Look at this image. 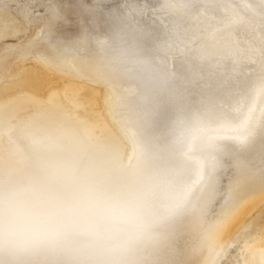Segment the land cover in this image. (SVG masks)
<instances>
[{
	"label": "bare ground",
	"instance_id": "obj_1",
	"mask_svg": "<svg viewBox=\"0 0 264 264\" xmlns=\"http://www.w3.org/2000/svg\"><path fill=\"white\" fill-rule=\"evenodd\" d=\"M119 1L0 0V38L14 39L0 44V193L69 205L121 194L145 207V221L115 248L73 233L0 251V264H217L264 206V0L206 2L213 12L241 10L209 31L222 55L214 74L188 52L167 54V19L144 18L163 0H123L141 18L137 28L111 7ZM174 1L185 13L197 7ZM122 91L129 111L119 122ZM246 264H264V237Z\"/></svg>",
	"mask_w": 264,
	"mask_h": 264
},
{
	"label": "clouds",
	"instance_id": "obj_2",
	"mask_svg": "<svg viewBox=\"0 0 264 264\" xmlns=\"http://www.w3.org/2000/svg\"><path fill=\"white\" fill-rule=\"evenodd\" d=\"M145 213L135 199L114 193H88L71 205L0 193V251L26 252L73 233L115 248L143 225Z\"/></svg>",
	"mask_w": 264,
	"mask_h": 264
},
{
	"label": "rangeland",
	"instance_id": "obj_3",
	"mask_svg": "<svg viewBox=\"0 0 264 264\" xmlns=\"http://www.w3.org/2000/svg\"><path fill=\"white\" fill-rule=\"evenodd\" d=\"M60 1L63 2V0H60ZM210 1L211 0H196L197 3H194V7L195 6H197V7L192 8L193 13H191L192 12L191 10H190L191 12L190 11H186V13H185V12H183V10L178 9V7L181 6V5L175 3L174 0H163V2L161 1L162 4L164 3L163 6L159 4V5H156V7L155 6H152V7H150V9H146V12H147L146 14L147 15L145 14L144 18L147 17L150 14V16H153L155 19H158V21H160L162 23V25H165L164 22L162 21V19H164V18L167 19L168 26L167 25L164 26V32H165V38H166V42L164 44L165 45L164 47L166 48L165 50H168L167 51V54L168 55H174L175 56V55H178L180 51L188 52V53H185V54H188L192 58L194 57L193 58L194 61L199 66H201L202 69H205L206 67H210L211 69L206 68L205 70L208 71L210 74L211 73L214 74L216 72L222 71V63H221L222 55L220 53H218V52L216 54V52H214L213 49H211L210 46L208 45L209 42L207 41V39L209 38V33H210L209 31L214 32L213 31L214 29L217 30L218 27L222 26L226 22V20H227L226 18L232 17L230 15H232L233 13L235 14V13L238 12V14H239L241 12V10L239 11V9H238L239 7H234L233 8V6H232L233 13H230V15H229V13H227V9H224L223 10L222 8H221L222 10L221 9L219 10L217 8L216 9L217 12H213V10L211 9L212 6H211V8H208L206 6V4L208 2H210ZM127 4H128L127 1H126V3H124L123 0H122V1H119L118 2V5H114V6H111V7L118 6V13L119 12L120 13H126V12H128V14H125V16H128V18H130V21L135 19L136 23L134 22V24L136 25V28L137 27H140L141 26V24H140V20H141L140 16L138 17V14L136 12H133L132 13V10L127 6ZM170 6H171V8H170ZM241 7L242 6L240 5V9H241ZM164 8H166V9L163 10ZM210 9L213 12V14L217 13V15H219L220 17H221V14L223 13L224 15L222 14V17H221V20L222 21L219 20L220 17L217 18V15L211 14L212 12L210 11ZM95 10H96V12H95ZM99 10H101L99 7H94V13L95 14L100 13L101 11H99ZM204 10H206V12ZM218 10L221 11L222 13L219 12ZM171 11H172V13H173L174 16L172 15ZM207 11H208V13H207ZM166 12H169V13H166ZM170 13H171V15H170ZM177 13L178 14L179 13L180 14L182 13L181 14L182 16L180 14L178 15ZM205 13H207V14H205ZM209 13H210V17L208 15ZM225 13H227V14H225ZM167 14L170 15V16H168ZM185 14H187V15L189 14V15L187 16ZM177 16H179L178 17L179 20L177 19ZM184 16H185V18H184ZM169 18H175V19L171 21ZM195 18H196V20H195ZM209 18H210V20H209ZM176 19H177V21H176ZM223 20H225V21H223ZM169 21H171V22H169ZM175 22H177V23L175 24ZM170 23H171V25H170ZM192 23L194 25L193 27H196V30H195V28L192 29L193 28L192 27ZM220 23H221V25H220ZM42 24L43 23L39 22L35 26L36 27L35 28L36 31L37 30H40V27H41ZM216 25L218 26L217 28H216ZM183 26H185V27H183ZM189 26L191 27V29H190ZM223 26H225V25H223ZM91 28H90V31L92 30ZM133 29H135V28H133ZM174 29L180 31V33L177 32V33L180 34V35L178 34L179 36L177 35V33L175 32ZM170 32H172V37H170L171 36V33ZM169 33H170V35H169ZM181 34H182V36H181ZM35 35L36 34L30 36L28 38V40L24 41V43L28 42L29 40L32 41L34 39ZM41 35H42V33H41ZM189 36H191V37H189ZM176 37L178 39H176ZM5 40H8V42H11L14 39L13 38H9V37L8 38H0V44H2ZM8 42H7V44H8ZM198 44H200V45H198ZM203 45L206 46L207 48H209V50L211 49V51H209V50L203 51L206 48ZM209 52H211L213 55L210 56V53ZM32 53H34L35 58L37 59V61L36 60H32V61L35 62V63H39V64H41V65L44 66L45 63L43 64L42 62L45 61V55L42 52L36 51L35 49L33 50ZM229 54L230 53L227 52L226 53V56L227 57L230 56ZM210 59H211V61H210L211 63L209 62ZM206 60H207V62H206ZM202 63L203 64L205 63L204 64L205 66ZM213 65H215V66H213ZM219 67H220V69H219ZM242 70L243 69L239 65L236 66V67H234V68H231V70L228 71L229 77H232L231 79L233 81H236L237 80V77L236 76H238L239 73H241ZM92 83H94V82H91V84ZM92 86H97V85H96V83H94V85L92 84ZM121 86H122L121 87L122 90H126V89L129 88V86H125V85H121ZM121 93H123V95ZM121 93H120L121 95L119 94V97L121 98L120 99L121 109L119 110L120 112L117 113V121H119V122H121L123 120V118L127 115L128 111H129L128 110L129 105H128L127 101L129 100L130 92H128V91H122ZM72 114L74 115V113H72ZM263 220H264V206L262 207V209L260 211L255 212L254 215L250 219H248L244 223L243 226H241V228L239 229L238 233L234 234V236H233L234 238L232 239V241L229 244H227L226 248L224 249V251L222 252L221 256L219 257V260H218V263L217 264H246L247 252L251 248L252 244L257 243L258 240L261 237H264V234H262V232H259V230H258L259 229V226H260V224H262Z\"/></svg>",
	"mask_w": 264,
	"mask_h": 264
},
{
	"label": "snow or ice",
	"instance_id": "obj_4",
	"mask_svg": "<svg viewBox=\"0 0 264 264\" xmlns=\"http://www.w3.org/2000/svg\"><path fill=\"white\" fill-rule=\"evenodd\" d=\"M241 139H243V138H241Z\"/></svg>",
	"mask_w": 264,
	"mask_h": 264
}]
</instances>
